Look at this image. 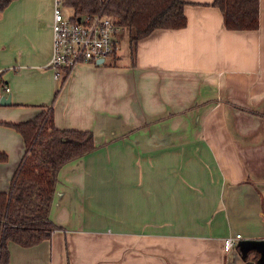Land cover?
<instances>
[{
    "label": "crops",
    "instance_id": "0c3cea01",
    "mask_svg": "<svg viewBox=\"0 0 264 264\" xmlns=\"http://www.w3.org/2000/svg\"><path fill=\"white\" fill-rule=\"evenodd\" d=\"M213 1L185 0L186 26L153 30L126 60L117 49L81 63L62 86L49 66L54 0L0 9L12 99L0 121L52 105L56 126L92 130L97 144L59 172L50 217L61 228L10 241V264H264V0L253 29L227 28ZM25 149L0 123V191Z\"/></svg>",
    "mask_w": 264,
    "mask_h": 264
},
{
    "label": "trees",
    "instance_id": "16d2710c",
    "mask_svg": "<svg viewBox=\"0 0 264 264\" xmlns=\"http://www.w3.org/2000/svg\"><path fill=\"white\" fill-rule=\"evenodd\" d=\"M11 0H0V9ZM76 13L104 12L129 29V48L134 55L138 41L157 28L187 25L185 0H64ZM230 29L259 26V0H214ZM5 80L0 72V96ZM59 90V89H58ZM18 130L26 149L8 191H0V264H10L9 242L29 246L61 228L50 210L61 168L97 147L92 130L58 127L53 107L46 105L36 116L20 121H0ZM7 154L0 151V161Z\"/></svg>",
    "mask_w": 264,
    "mask_h": 264
},
{
    "label": "built area",
    "instance_id": "2783aa9c",
    "mask_svg": "<svg viewBox=\"0 0 264 264\" xmlns=\"http://www.w3.org/2000/svg\"><path fill=\"white\" fill-rule=\"evenodd\" d=\"M52 28L49 66L54 69L59 86L79 64L106 63L117 52L120 25L103 10L76 13L66 6L64 0H54ZM241 236V233L227 235L223 239V248L232 250Z\"/></svg>",
    "mask_w": 264,
    "mask_h": 264
},
{
    "label": "rangeland",
    "instance_id": "374dc122",
    "mask_svg": "<svg viewBox=\"0 0 264 264\" xmlns=\"http://www.w3.org/2000/svg\"><path fill=\"white\" fill-rule=\"evenodd\" d=\"M130 52L129 48V29L121 26L118 31V56L119 58H128L126 55ZM110 58V57H108ZM110 60V59H108Z\"/></svg>",
    "mask_w": 264,
    "mask_h": 264
},
{
    "label": "water",
    "instance_id": "95a60500",
    "mask_svg": "<svg viewBox=\"0 0 264 264\" xmlns=\"http://www.w3.org/2000/svg\"><path fill=\"white\" fill-rule=\"evenodd\" d=\"M12 103L11 93H4L0 96V104H10ZM261 243L264 245V239L261 240Z\"/></svg>",
    "mask_w": 264,
    "mask_h": 264
}]
</instances>
